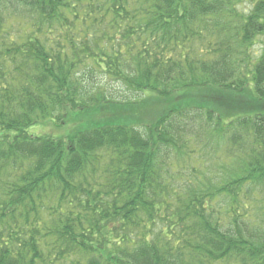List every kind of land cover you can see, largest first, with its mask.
Listing matches in <instances>:
<instances>
[{
  "label": "trees",
  "instance_id": "obj_1",
  "mask_svg": "<svg viewBox=\"0 0 264 264\" xmlns=\"http://www.w3.org/2000/svg\"><path fill=\"white\" fill-rule=\"evenodd\" d=\"M236 3L0 0V264H264V0Z\"/></svg>",
  "mask_w": 264,
  "mask_h": 264
},
{
  "label": "rangeland",
  "instance_id": "obj_2",
  "mask_svg": "<svg viewBox=\"0 0 264 264\" xmlns=\"http://www.w3.org/2000/svg\"><path fill=\"white\" fill-rule=\"evenodd\" d=\"M255 1L256 0H234V2H237L236 7H235L236 8L235 12L239 16H237L235 19H233V21L238 20L241 16H246L252 10ZM233 6H234V4L231 5V7H233ZM223 11H221V12H217V10L214 11L213 13L215 15L211 14L212 16L211 15L209 16L210 19L208 21L205 20V22H204L205 26L207 25L206 27L211 28V26L213 24H216V25L220 24L219 22L221 21V16L223 14ZM229 21H231V20H229ZM252 42L254 43V45H251V47H250L252 54L259 55L260 53H262V51L264 49V35L258 34L252 40ZM244 48L246 50L247 45H245ZM111 84L114 87L113 89L119 88V85L117 87V85L114 82H111ZM113 93L115 96H118L117 93H115V92H113ZM198 93L199 92H196L195 94H198ZM110 97H112V96H110ZM119 97H120V94H119ZM112 98H114V97H112ZM120 99L124 100L121 97H120ZM148 99L151 103L157 101V97H155V96L148 97ZM84 105L90 106L93 104L92 103H89V104L84 103L83 105L75 106V109L79 112L78 114L85 115V117H87V119H89V120L92 117H95L94 115H96V116H99L98 119L100 117H102V118L105 117L104 120L106 123L123 122V123L129 124L131 120L133 121L134 111H133V109L129 108L128 106H130V105H127L126 103H125V105H123V104H112V105L108 106V110L106 111V113L104 115L102 113H97L96 109H92L91 107H84ZM134 105H137V104H134ZM145 105H146V102H145ZM203 106H205V105H203ZM72 114H75V112L73 111ZM71 117L76 118L75 115H72ZM85 124H86V122H85ZM30 130H31V132L37 133V134L49 133V134H53V135H58L59 133L65 132L64 128L59 129L56 126L50 125V124L36 125V126H33L32 128H30ZM209 152H217V150L209 151ZM219 152H225V151H224V149H221ZM208 157L213 158V155H207L206 159ZM166 162L167 161H165V163H163L161 161V163L158 165V169L160 170L159 173L161 174L162 181L163 182L169 181L166 185L167 187H170L169 183L171 181L174 182L176 180V182H177V180H179L180 177L191 178V174L189 171H185L184 169L177 171L176 169L172 168L173 165L170 166V165H168V162H167V164H166ZM252 189L257 190V187L254 186ZM258 192L260 194V199H252L249 201V203H253V204H250V207L253 208L254 210L257 207L263 208L262 206L264 205V190L261 189ZM259 223L262 226H264V217H258L253 222L251 221V218H248V220L246 222H244V224H243V235H245L249 239V238H251L249 235H252L255 233H260V234H263L262 236L264 238V233L262 232V230H264V229H259L256 227V224H259ZM223 225L227 228L229 226V222H224ZM257 240H258V238L252 239L251 241L256 242Z\"/></svg>",
  "mask_w": 264,
  "mask_h": 264
}]
</instances>
